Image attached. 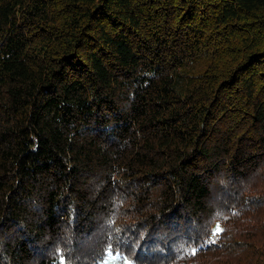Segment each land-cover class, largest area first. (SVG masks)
I'll return each mask as SVG.
<instances>
[{
	"label": "trees",
	"instance_id": "16d2710c",
	"mask_svg": "<svg viewBox=\"0 0 264 264\" xmlns=\"http://www.w3.org/2000/svg\"><path fill=\"white\" fill-rule=\"evenodd\" d=\"M116 254L264 264V0H0V264Z\"/></svg>",
	"mask_w": 264,
	"mask_h": 264
},
{
	"label": "rangeland",
	"instance_id": "374dc122",
	"mask_svg": "<svg viewBox=\"0 0 264 264\" xmlns=\"http://www.w3.org/2000/svg\"><path fill=\"white\" fill-rule=\"evenodd\" d=\"M218 225L220 226V224H218ZM215 240H216V237L214 236L213 241H215ZM117 256H120L121 259L117 260L116 259ZM109 262H111V264H134V263H131L130 261L126 260L124 258V256H122L121 254L110 255L100 264H109Z\"/></svg>",
	"mask_w": 264,
	"mask_h": 264
},
{
	"label": "snow or ice",
	"instance_id": "6c2138e0",
	"mask_svg": "<svg viewBox=\"0 0 264 264\" xmlns=\"http://www.w3.org/2000/svg\"><path fill=\"white\" fill-rule=\"evenodd\" d=\"M222 231H223L222 228H221L219 225H217L216 228H215L214 235H219ZM212 242L214 243V241H212ZM196 250H197V249H193V250H192L193 254H195V251H196ZM116 259H117V260H120L121 257H120V256H117ZM109 264H111V262H109Z\"/></svg>",
	"mask_w": 264,
	"mask_h": 264
}]
</instances>
